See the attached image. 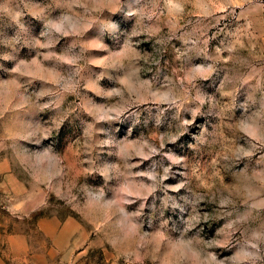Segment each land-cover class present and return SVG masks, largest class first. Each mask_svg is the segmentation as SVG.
I'll return each mask as SVG.
<instances>
[{
	"label": "rangeland",
	"instance_id": "obj_1",
	"mask_svg": "<svg viewBox=\"0 0 264 264\" xmlns=\"http://www.w3.org/2000/svg\"><path fill=\"white\" fill-rule=\"evenodd\" d=\"M137 20L163 75L114 71ZM0 232L7 264H264V0H0Z\"/></svg>",
	"mask_w": 264,
	"mask_h": 264
},
{
	"label": "clouds",
	"instance_id": "obj_2",
	"mask_svg": "<svg viewBox=\"0 0 264 264\" xmlns=\"http://www.w3.org/2000/svg\"><path fill=\"white\" fill-rule=\"evenodd\" d=\"M135 16V12L130 13L129 17ZM115 24V30L119 32L122 37L131 38V36H140L141 33H146V38L153 39V51L147 52V51H141L139 48H137L129 57L126 58L123 65L121 67H118L115 69L116 75H140L146 78H151L152 75H155L157 71H159L160 75H163L165 65L163 63L165 52L167 49L164 47L166 41L170 39V37H161L157 33L159 32V29H153L151 27H144L142 26V20L136 21V28L134 31L131 32V34L127 32H120L119 25L115 21H113ZM109 35H112L111 33ZM196 42L193 41L191 47H195ZM137 112H147V116H133L129 114L128 117H125L124 119H131L134 120L136 123H145L147 120L152 119L155 117L157 113L160 114L161 122L164 121L165 115L163 113H160V110L157 109L156 112H153L152 109L146 108V109H136ZM194 124V122H193ZM189 131V128L187 129ZM193 142L189 143L188 146L190 148H197L199 147V142L196 137V135H193L192 137ZM157 213H159V209L156 210ZM172 212H175V209H171ZM181 212H183V209H181ZM155 219L157 220H165L169 223H173L171 216H161L159 214L156 215ZM189 226H191V220L189 221Z\"/></svg>",
	"mask_w": 264,
	"mask_h": 264
},
{
	"label": "crops",
	"instance_id": "obj_3",
	"mask_svg": "<svg viewBox=\"0 0 264 264\" xmlns=\"http://www.w3.org/2000/svg\"><path fill=\"white\" fill-rule=\"evenodd\" d=\"M50 222H47V221H40L38 223V227L40 229V231L50 237L51 239L53 240H56L58 235H60V231H62V227L64 226H61L60 229H57L56 232L52 230L51 227H54L53 225L49 224ZM18 241H25V238H23L21 235H18V234H12V235H4L3 233L0 232V247L2 245H4L5 242L9 243V245L11 246V248H14V245H12L13 243H16ZM9 246V248H10ZM16 251H14L13 255L12 254H7L5 252L3 253H0V264H7L6 261L9 260L10 256L12 255V259H18L19 258V253L21 254V252H18V254L15 253Z\"/></svg>",
	"mask_w": 264,
	"mask_h": 264
}]
</instances>
